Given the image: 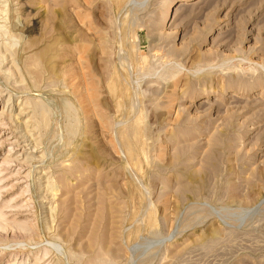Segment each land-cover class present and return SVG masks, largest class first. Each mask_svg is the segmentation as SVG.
I'll return each instance as SVG.
<instances>
[{"label":"rangeland","instance_id":"obj_1","mask_svg":"<svg viewBox=\"0 0 264 264\" xmlns=\"http://www.w3.org/2000/svg\"><path fill=\"white\" fill-rule=\"evenodd\" d=\"M0 264H264V0H0Z\"/></svg>","mask_w":264,"mask_h":264},{"label":"bare ground","instance_id":"obj_2","mask_svg":"<svg viewBox=\"0 0 264 264\" xmlns=\"http://www.w3.org/2000/svg\"><path fill=\"white\" fill-rule=\"evenodd\" d=\"M180 5H182V3L180 4ZM52 85V84H51ZM26 136V135H25ZM25 138H27V137H25ZM29 141H30V139H29ZM32 142V141H31Z\"/></svg>","mask_w":264,"mask_h":264}]
</instances>
